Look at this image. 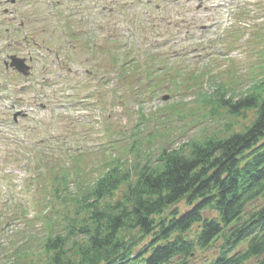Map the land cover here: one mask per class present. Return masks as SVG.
I'll return each mask as SVG.
<instances>
[{"label":"rangeland","instance_id":"obj_1","mask_svg":"<svg viewBox=\"0 0 264 264\" xmlns=\"http://www.w3.org/2000/svg\"><path fill=\"white\" fill-rule=\"evenodd\" d=\"M76 3L70 18L79 40L67 48L75 60L58 66L50 57L45 70L29 79L13 80L17 76L10 72L14 90L33 83L17 93L21 106L33 108L18 126L1 119L0 106V264H46V236L63 233L74 201L113 158L126 153L134 137L142 139V158L155 160L163 148L240 131L251 114H229L216 92L234 102L254 86L264 88V0ZM100 7L107 9L104 17ZM122 12L129 27L121 22ZM122 57L145 65H131L125 74L116 67ZM15 133L23 134V143ZM61 170L69 176L67 196H61ZM263 203L264 198L249 203L244 213ZM177 208L189 207L180 202ZM197 231L194 226L187 237ZM216 253L215 246L196 249L187 264L207 263Z\"/></svg>","mask_w":264,"mask_h":264},{"label":"trees","instance_id":"obj_2","mask_svg":"<svg viewBox=\"0 0 264 264\" xmlns=\"http://www.w3.org/2000/svg\"><path fill=\"white\" fill-rule=\"evenodd\" d=\"M217 94L229 114L250 113L249 123L163 148L154 161L142 158V139L134 137L125 151L130 158H113L74 201L63 233L46 236V264H187L196 249L213 246L217 253L204 264H264V203L244 213L264 198V88L234 102ZM60 178L67 196L69 176L61 170ZM180 202L189 208L181 212ZM194 226L195 238L187 237Z\"/></svg>","mask_w":264,"mask_h":264},{"label":"flooded vegetation","instance_id":"obj_3","mask_svg":"<svg viewBox=\"0 0 264 264\" xmlns=\"http://www.w3.org/2000/svg\"><path fill=\"white\" fill-rule=\"evenodd\" d=\"M76 7V0H0V70L17 74L5 65L12 56L23 59L32 74L45 70L50 57L52 65L70 61L65 28L74 24L70 16L76 14ZM70 32L72 37L74 32ZM49 42L55 49L46 45Z\"/></svg>","mask_w":264,"mask_h":264}]
</instances>
